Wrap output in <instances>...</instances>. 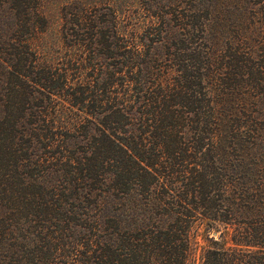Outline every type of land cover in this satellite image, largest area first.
Masks as SVG:
<instances>
[{"label": "trees", "instance_id": "obj_1", "mask_svg": "<svg viewBox=\"0 0 264 264\" xmlns=\"http://www.w3.org/2000/svg\"><path fill=\"white\" fill-rule=\"evenodd\" d=\"M168 1L94 33L87 80L0 0V264H190L199 221L202 264H264V0Z\"/></svg>", "mask_w": 264, "mask_h": 264}, {"label": "rangeland", "instance_id": "obj_2", "mask_svg": "<svg viewBox=\"0 0 264 264\" xmlns=\"http://www.w3.org/2000/svg\"><path fill=\"white\" fill-rule=\"evenodd\" d=\"M101 2H109V0H41L39 8L45 21L38 24L37 30L34 31L32 28L23 32L26 35L29 34L28 32H35L31 42L44 62L60 64L63 69H68L70 72H78V67H81L82 76L90 80L93 65L114 62L111 59H104L100 53L92 50L96 46L93 43L95 39H101L100 34L95 38L94 33L140 32L139 34L144 37L146 35L144 32H156V25L158 26L152 23L153 19L148 17L151 14L139 5V0H111L113 6L110 8L104 5L94 7ZM160 2L165 5L169 1L160 0ZM154 3L155 1H147L144 6L148 8ZM163 14L166 20L181 18L183 15L182 12L175 14L163 12ZM171 23L174 24L173 21ZM143 40L146 43L151 41L147 37ZM78 41L83 44L82 48L76 44ZM98 47L101 50V46ZM159 49L162 50L161 47ZM215 227L213 236L216 239H220L222 233L225 239H229L224 226ZM207 231H209L207 225L200 221L193 226L190 233L192 243L190 264L203 263V248L209 246L205 240Z\"/></svg>", "mask_w": 264, "mask_h": 264}]
</instances>
